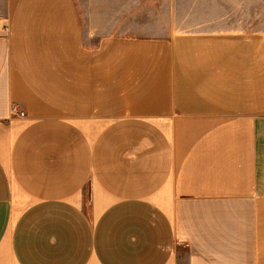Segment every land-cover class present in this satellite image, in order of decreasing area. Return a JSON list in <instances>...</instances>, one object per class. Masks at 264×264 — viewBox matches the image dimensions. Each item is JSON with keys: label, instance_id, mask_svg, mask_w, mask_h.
<instances>
[{"label": "crops", "instance_id": "crops-1", "mask_svg": "<svg viewBox=\"0 0 264 264\" xmlns=\"http://www.w3.org/2000/svg\"><path fill=\"white\" fill-rule=\"evenodd\" d=\"M101 1L0 0V264H264V32Z\"/></svg>", "mask_w": 264, "mask_h": 264}, {"label": "rangeland", "instance_id": "rangeland-1", "mask_svg": "<svg viewBox=\"0 0 264 264\" xmlns=\"http://www.w3.org/2000/svg\"><path fill=\"white\" fill-rule=\"evenodd\" d=\"M113 1V2H112ZM115 1V4L113 5ZM116 33L264 32V0H102ZM79 4V3H78ZM86 7L83 6V12Z\"/></svg>", "mask_w": 264, "mask_h": 264}, {"label": "built area", "instance_id": "built-area-1", "mask_svg": "<svg viewBox=\"0 0 264 264\" xmlns=\"http://www.w3.org/2000/svg\"><path fill=\"white\" fill-rule=\"evenodd\" d=\"M5 29H6V27L2 24V22H0V32L6 31ZM15 111H16V114H19L20 116L24 115V112H22V111H18L17 109H15Z\"/></svg>", "mask_w": 264, "mask_h": 264}]
</instances>
